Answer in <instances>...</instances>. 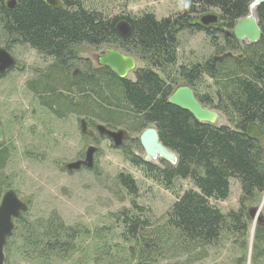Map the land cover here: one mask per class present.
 <instances>
[{"label": "trees", "instance_id": "obj_1", "mask_svg": "<svg viewBox=\"0 0 264 264\" xmlns=\"http://www.w3.org/2000/svg\"><path fill=\"white\" fill-rule=\"evenodd\" d=\"M13 1L15 6L10 9L9 1L0 0V38L4 43L14 40L29 45L52 62L49 75L40 71L27 83V89L49 105L57 118L75 113L121 124L129 112L138 122L135 132L156 128L161 143L178 158L176 165L162 161L163 166L158 167L123 148L129 162L167 190H173L177 181H190L194 186L156 225L132 203V210H123L117 220L124 246H101L90 262L79 263L198 264L209 257L210 250L233 237L244 253L234 264H244L250 228L246 204L264 194V148L254 134L264 132V3L255 12L261 38L255 44H245L232 33L235 25L249 15L255 0H186L189 6L181 15L162 20L153 14L110 19L87 10L81 0H59L63 4L59 9L49 7L45 0ZM210 10L219 11L218 26L205 28L199 24L200 18L192 17ZM122 21L132 28L127 40L117 32ZM185 31L207 33L219 57L181 66L171 73L174 78L164 79L155 70L166 73L167 68L176 67L179 35ZM219 34L224 39L223 49L216 37ZM83 46H118L151 68L138 70L134 81L120 79L109 68L76 61L77 51ZM76 64L85 71L73 78ZM206 78L215 87L213 96L198 93ZM184 85L193 89L203 107L226 116L232 127L200 123L189 112L169 104L172 92ZM1 147L0 143V171L9 159L5 156L8 148ZM231 179L240 182V208L223 214L211 201L229 197ZM117 180L130 196H137L138 187L130 175L120 174ZM25 214L17 225L27 228ZM49 223L50 230L45 228L48 231L39 226L35 239L26 233L25 245L31 246L33 253L47 256L74 249L79 232L59 219L51 218ZM254 252V264H259L264 258L262 224L256 229Z\"/></svg>", "mask_w": 264, "mask_h": 264}, {"label": "rangeland", "instance_id": "obj_2", "mask_svg": "<svg viewBox=\"0 0 264 264\" xmlns=\"http://www.w3.org/2000/svg\"><path fill=\"white\" fill-rule=\"evenodd\" d=\"M81 1L87 10L101 12L110 19L115 17L134 19L145 14H153L158 20L176 18L189 6L186 0ZM208 15L219 17V11L210 10L192 17L201 19ZM216 37L220 49H223V36L219 34ZM212 40L205 32L181 33L176 67L167 68L166 73L155 71L164 79L169 76L174 78L171 73L181 66L204 63L213 57H219L215 45L211 43ZM4 42L0 38V47L4 46ZM107 49L122 51L118 46H103L100 49L83 46L77 53L82 60L91 62L94 68H98V59ZM13 54L24 73L15 71L4 80H0L2 129L6 144L12 149L4 169L0 171L2 192L0 204L5 193L14 192L24 205L26 217L23 223L27 228L16 225L14 236L5 249L7 264H80L83 260L90 262L101 246H105V249L117 245L124 246L121 239L122 229L117 220L119 221L120 212L132 210V203L142 208L146 218L156 225L184 192L194 189L190 181H177L173 190H167L129 162L123 148L140 158L145 156L144 150L139 145V137L143 131H134L138 127V122L129 112H126L127 117L121 124H115L107 118L101 120L98 117L89 118L71 113H67L63 118L45 113L44 116L42 113H37L35 117L32 108L36 105H32L33 96L27 91V83L35 79V72L44 64L34 52L23 45L14 47ZM131 54L138 60V70L151 68L147 63L140 61L135 54ZM48 63L51 64V61ZM76 66L80 71H85L81 64ZM128 79L134 81L135 73H130ZM201 85L198 90L201 96L214 95L215 87L212 80L206 78ZM207 109L220 115L217 126L232 127L226 116L211 107ZM80 119L87 120L89 124L87 132L94 133V140L82 135ZM97 124L107 128L111 125L115 127L112 129L114 131H125L126 141L124 140L123 146L117 149L110 139L100 136L94 129V125ZM254 134L259 137L260 144L264 148V132L254 131ZM91 145L98 149L94 168L92 170L83 168L69 173L66 165L77 160H85L86 151ZM151 164L163 166L161 159L153 160ZM120 174L130 175L136 181L138 187L136 197L130 196L118 183L117 178ZM241 196L240 182L231 179L229 197L224 201H211V204L223 214H228L239 210ZM254 208L261 210L256 217L262 218L264 222V194L256 202L246 204L247 215ZM256 217L249 218L250 228L244 264H254L256 229L260 224L256 223ZM51 218L59 219L66 227L79 232L74 241V249L66 254L56 252L55 255L49 256L33 253L31 246L25 245L23 241L27 237L25 234L29 232V238L35 239L36 237L33 236L40 225H43V231L50 230ZM226 239L220 247L210 250L209 257L198 264H234L244 253L239 247V242H235V238ZM115 252L117 254L118 251ZM259 264H264V258L260 259Z\"/></svg>", "mask_w": 264, "mask_h": 264}, {"label": "water", "instance_id": "obj_3", "mask_svg": "<svg viewBox=\"0 0 264 264\" xmlns=\"http://www.w3.org/2000/svg\"><path fill=\"white\" fill-rule=\"evenodd\" d=\"M46 5L51 8L59 9L63 4L59 0H45ZM264 3V0H255L250 5L249 15L240 20L233 29V36L239 41H247L249 44L259 42L261 38V29L258 19L255 15L256 9ZM15 2L12 0L8 3V7L13 9ZM219 23V17L208 15L200 19L199 24L205 28L214 27ZM117 32L123 40H127L132 35V28L126 21H122L117 26ZM99 65L110 68L120 79H127L128 75L137 69V61L133 57L125 56L117 50H107ZM15 66L14 60L4 49H0V74ZM169 104L189 112L196 121L203 124L216 125L220 115L212 110L203 107L197 100L193 89L189 86H180L175 89L170 95ZM98 134L106 137L113 142L115 148H121L124 144L126 133L125 131H112L103 125H97ZM82 134L86 133V122L81 124ZM2 140V131L0 128V141ZM139 142L144 150V162L151 163L153 160L161 159L171 165H176L177 155L167 149L160 141V136L156 128L150 127L144 130L139 137ZM98 149L94 146L88 147L85 160L68 164V171H80L84 166L92 170L94 168V159ZM24 210V205L19 200L17 195L9 191L7 192L0 204V264H4V248L8 237L13 231V220L19 217L20 211ZM261 210L256 208L249 211L251 218H255ZM257 218V217H256ZM262 218H257L256 223H261ZM255 230V228H254Z\"/></svg>", "mask_w": 264, "mask_h": 264}, {"label": "flooded vegetation", "instance_id": "obj_4", "mask_svg": "<svg viewBox=\"0 0 264 264\" xmlns=\"http://www.w3.org/2000/svg\"><path fill=\"white\" fill-rule=\"evenodd\" d=\"M61 8H63V7H61ZM237 40V39H236ZM237 41H239V40H237ZM240 43H243V42H247V41H239ZM247 44H249V43H247ZM19 45H21V44H19V43H17L16 41H14V40H11L10 42H8V43H4V46L3 47H0V49H4L5 51H7V53L10 55V57L14 60V62H15V66L12 68V69H10V70H7L6 72H4L3 74H0V80L1 79H5L10 73H12V72H15V71H23L22 73H24V70L22 69V67H21V65H20V63L18 62V60L14 57V54H13V48L14 47H16V46H19ZM24 46V45H23ZM26 47L31 51V52H34L36 55H37V57H38V59L40 60V61H42V63L44 64V66L43 67H41L40 68V70H38V71H36L35 72V75H37V74H39V72L40 71H45V74H46V76H48L49 75V73H50V70H51V64H52V62H51V64H49L48 62L49 61H51V59H49V58H45L43 55H41L36 49H34L33 47H31V46H29V45H26ZM107 50H109V49H107ZM107 50H106V52L101 56V58L103 57V56H105L106 55V53H107ZM117 51H119V50H117ZM121 53H123L125 56H129V57H133L132 56V54L131 53H128L125 49L123 50L122 49V51H120ZM126 52V53H125ZM101 58H99L98 59V67H101V68H108V67H102V66H100L99 65V61H100V59ZM137 62H138V60L135 58V57H133ZM75 59H76V61H80V60H82V58L79 56V55H77V57H75ZM91 63V62H90ZM91 65H93L92 63H91ZM21 67V68H20ZM94 67V66H93ZM110 69V68H109ZM144 69V68H143ZM72 70H74L73 71V74H72V77L73 78H76L78 75H80L81 74V71L78 69V67L77 66H74L73 67V69ZM111 70V69H110ZM139 70H141V69H139ZM138 71V69H136L134 72H132V73H136ZM129 76V75H128ZM136 78V77H135ZM124 80H129L128 79V77H127V79H124ZM27 91L33 96V101H32V105H36V107H33L32 108V110H33V112H34V116L36 117L38 114L37 113H42V115L44 116V113H45V115L46 114H53L52 113V111H51V109H50V106L49 105H47V104H45V102H44V104H43V102L41 101V99L39 98V96H35L34 95V93H33V91H30V90H28L27 89ZM40 110V111H39ZM72 115H76L75 113H71ZM55 116V115H54ZM83 120H85V119H80V128H81V124H82V121ZM85 122H86V133L85 134H82V135H84V136H86V137H88L89 136V138H91L92 140H94L95 138H94V133H89V132H87V128H88V122H87V120H85ZM98 125V124H97ZM97 125H94V129L97 131ZM3 125H2V120H1V116H0V128H1V131H2V140L0 141V143L2 144V147H1V149H3L4 147H7L8 148V153L5 155L6 157L8 156V157H10V152H11V150L12 149H10V145H8V144H6V142H5V136H4V133H3V127H2ZM98 132V131H97ZM82 133V132H81ZM125 138H126V136H125ZM126 141V140H125ZM125 141H124V143H125ZM92 146V145H91ZM90 147V146H89ZM78 161H81V160H77V162ZM67 166V165H66ZM83 168H85L84 166L80 169V170H82ZM66 170H67V168H66ZM68 171V170H67ZM69 173H73V172H76V171H68ZM6 194V193H5ZM4 194V195H5ZM3 195V196H4ZM23 213H25V211L24 210H22V211H20V214H19V217L18 218H16V219H14L13 220V231H12V233H11V235L10 236H12L13 235V233H14V230H15V227H16V225H17V223H18V221L20 220V218H21V214H23ZM248 217L249 218H251L250 217V215H249V212H248ZM260 224H262V225H264V222H263V219H262V222L260 223ZM10 236L8 237V239H7V242H8V240L10 239ZM6 242V245H5V248H4V264H7V258H6V256H5V249H6V246H7V243Z\"/></svg>", "mask_w": 264, "mask_h": 264}]
</instances>
